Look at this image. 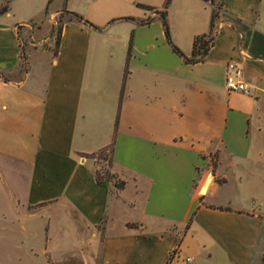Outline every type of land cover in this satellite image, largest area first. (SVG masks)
<instances>
[{
	"label": "crops",
	"instance_id": "1",
	"mask_svg": "<svg viewBox=\"0 0 264 264\" xmlns=\"http://www.w3.org/2000/svg\"><path fill=\"white\" fill-rule=\"evenodd\" d=\"M118 1L43 10L48 23L67 9L92 25L66 16L56 47L48 31L22 70L18 28L43 29L41 5L27 21L0 13V264H264V0H213V41L192 63L172 51L157 12L139 17ZM164 10L172 43L189 55L209 30V1ZM228 61L248 94L226 90ZM110 142L123 181L114 192L95 180L90 155ZM229 177L257 181L260 193L206 198Z\"/></svg>",
	"mask_w": 264,
	"mask_h": 264
},
{
	"label": "rangeland",
	"instance_id": "2",
	"mask_svg": "<svg viewBox=\"0 0 264 264\" xmlns=\"http://www.w3.org/2000/svg\"><path fill=\"white\" fill-rule=\"evenodd\" d=\"M3 0H0V3ZM42 0H9V8L12 12L17 13V17L19 20L22 21H27V19L30 17V15H33L32 13H34V11H36V7H38L39 5H41ZM59 1L60 0H45L43 1L42 5L38 8L40 11V13L38 14L40 20H42L45 25L44 28L41 30H36V23H34L33 21H27L25 22V27L21 28L19 27V32H20V36L21 39L23 41L22 43V48H23V55H25V51L29 48H31L33 45L32 42H38V46L40 47H45L46 43H47V39H46V35L48 33V31L50 32V38L49 41L51 43V46L53 47L54 44V38L56 35V31H57V27L59 22L65 18L67 16V14L65 12H61L57 15H55L54 17V23H48L47 21H45V14L43 13V10L46 9L47 10H52L54 8L60 7L59 6ZM67 1V0H64ZM88 1L90 0H69V2L73 5H78L81 9H87L90 10L91 8H93L95 6V3L97 2H117L120 4V2L118 0H92V4L89 5ZM130 0H127V2H129ZM152 1H156V0H131L130 3H125L124 6V11L125 13H132L133 11L139 13V17H141L144 13H147L146 11H144V7H141L139 4H143V5H147V6H156V4H154ZM169 2V1H168ZM165 3V0H164ZM164 3L162 8H164ZM167 5V4H166ZM44 7V8H43ZM83 7V8H82ZM166 7V6H165ZM43 8V9H42ZM155 9V8H154ZM75 11V10H73ZM78 12V11H75ZM80 13V12H78ZM82 14V13H80ZM130 15V14H129ZM144 16V15H143ZM52 20V19H51ZM51 24V25H50ZM28 25H31V29H28ZM31 30V31H30ZM34 54L36 53H32L30 54V58L33 60L34 59ZM24 64V60L22 58V56L19 58L18 64H17V69H21V67ZM92 157H94L95 163H96V171L99 177L101 178H105L108 179V181L111 183L112 187H113V191L117 188L115 185H118L120 182L123 183V181L119 178H117L112 172H111V159L109 157V151L108 148H101L99 150H97L95 153L92 154ZM217 159V155L216 152L210 153L209 157H208V165H214ZM208 167V166H207ZM206 174H198L197 178L195 180V184L196 186L198 184H201L200 181H202V184L199 188L200 191H202L204 188V186L206 185V183L210 180V173L208 172V170H206L205 172ZM216 180H219L217 177L214 178ZM259 183L257 181H250L248 183H244L241 186L239 185V183L237 182V179H233L232 177H229V179L227 180V182L225 184H223L222 186H217V187H211V189H209L205 196L207 199H219L222 198L226 195L229 194H235V193H239V194H244L245 192L249 191L251 193H260L258 187ZM0 210L1 209H5L8 208V204L5 200L2 199V196H5L4 194V190H3V186L0 184ZM241 200L243 199V196H240ZM100 234H102V231H100ZM7 246V245H4ZM21 247H23L22 245L18 244V245H13V247H11V251H18V253L21 251ZM75 262V261H74ZM20 264V263H19Z\"/></svg>",
	"mask_w": 264,
	"mask_h": 264
},
{
	"label": "trees",
	"instance_id": "3",
	"mask_svg": "<svg viewBox=\"0 0 264 264\" xmlns=\"http://www.w3.org/2000/svg\"><path fill=\"white\" fill-rule=\"evenodd\" d=\"M169 0H165L164 3V8L166 6V4L168 3ZM209 4L211 5V14H210V27L209 30L205 33H201L198 35L193 36L192 41H191V51L189 55H185L177 46H175L169 36V30H168V25L165 19V10L164 8H162L161 10H156L151 6H147V5H143L140 4L141 6L147 8V9H153L154 12H157L159 15V18L161 20L162 26H163V34L165 37L166 42L169 44L170 48L172 49L173 52H175L182 61L187 62V63H192V62H196L201 60L205 53L207 52L209 46L211 45L212 41H213V34L211 32V26H212V20L214 18V16L216 15L217 9H218V4L216 2H214L213 0H208ZM9 0H3L0 3V13L5 12L6 10H8V5ZM45 11V9H44ZM61 12H65L67 14V18L68 19H74V20H78V21H83L85 23L91 24L87 19H85L81 14L74 12L72 10H67V9H62L59 13ZM151 19V16H148L146 18H141V19H137V21L139 23H147L149 20ZM61 21L58 24L57 27V31H56V35L54 38V47H56L57 42H58V31H59V27H60ZM92 25V24H91ZM96 27V26H94ZM23 46H20V51H19V58L22 56L23 60H24V64H25V55H23ZM23 64V66L21 67L20 70L25 68V65ZM125 75V71L123 73V77ZM0 76L3 79H6V76L0 72ZM105 147L108 148L109 151V157L111 159V151H112V142H110L109 144H107ZM103 147V148H105ZM93 154V153H92ZM92 154H90L92 156ZM214 165H211V167H213ZM94 178L97 182H101V181H108V179L105 178H101L98 176L97 171L95 169L94 172ZM122 182H120L118 185H115L117 188L121 187ZM185 227H187V223L185 225ZM171 258V253L168 255L166 262H168V260ZM166 264V263H165Z\"/></svg>",
	"mask_w": 264,
	"mask_h": 264
},
{
	"label": "built area",
	"instance_id": "4",
	"mask_svg": "<svg viewBox=\"0 0 264 264\" xmlns=\"http://www.w3.org/2000/svg\"><path fill=\"white\" fill-rule=\"evenodd\" d=\"M224 86L227 91H240L248 94L249 89L243 81L240 71L233 61H228L225 64ZM189 260V257H185Z\"/></svg>",
	"mask_w": 264,
	"mask_h": 264
}]
</instances>
